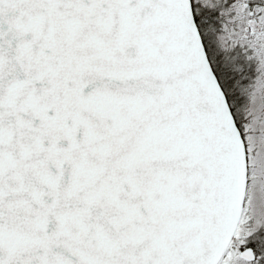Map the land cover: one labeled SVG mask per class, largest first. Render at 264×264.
Masks as SVG:
<instances>
[{"label": "snow or ice", "instance_id": "snow-or-ice-1", "mask_svg": "<svg viewBox=\"0 0 264 264\" xmlns=\"http://www.w3.org/2000/svg\"><path fill=\"white\" fill-rule=\"evenodd\" d=\"M0 264H264V0H0Z\"/></svg>", "mask_w": 264, "mask_h": 264}]
</instances>
